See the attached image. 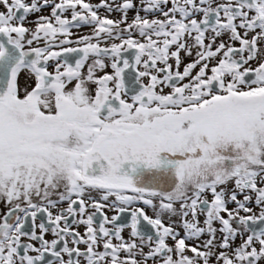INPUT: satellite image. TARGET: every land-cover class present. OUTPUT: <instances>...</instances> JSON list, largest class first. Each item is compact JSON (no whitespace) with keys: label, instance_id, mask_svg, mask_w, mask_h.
I'll list each match as a JSON object with an SVG mask.
<instances>
[{"label":"snow or ice","instance_id":"1","mask_svg":"<svg viewBox=\"0 0 264 264\" xmlns=\"http://www.w3.org/2000/svg\"><path fill=\"white\" fill-rule=\"evenodd\" d=\"M0 264H264V0H0Z\"/></svg>","mask_w":264,"mask_h":264},{"label":"flooded vegetation","instance_id":"2","mask_svg":"<svg viewBox=\"0 0 264 264\" xmlns=\"http://www.w3.org/2000/svg\"><path fill=\"white\" fill-rule=\"evenodd\" d=\"M91 2L93 3V4H96V3H99L100 2V0H91ZM137 2H138V0H137ZM49 9H45L44 10V12H43V14L44 15H48L49 14ZM101 14H104L103 13V9H101ZM129 19H131L132 18V16L134 15V12H132V11H130L129 12ZM141 15H143V13H141ZM118 16H119V13H113L112 14V17L111 18H113V19H115V18H118ZM33 17H30V19H32ZM89 31V29L88 28H82L81 30H80V32H81V34H85V33H87ZM182 70V69H181ZM24 83V79H23V77H21V84H23ZM113 213H109V215H112ZM203 220V217H201V221ZM167 222V221H166ZM80 231L81 232H83V228H81L80 229ZM181 234H183L182 232H181ZM127 235V233H125V236ZM49 239L51 238L50 236L48 237Z\"/></svg>","mask_w":264,"mask_h":264}]
</instances>
